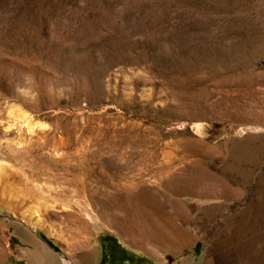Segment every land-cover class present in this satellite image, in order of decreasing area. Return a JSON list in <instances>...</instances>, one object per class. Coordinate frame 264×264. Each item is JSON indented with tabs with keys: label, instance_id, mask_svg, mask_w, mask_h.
<instances>
[{
	"label": "rangeland",
	"instance_id": "rangeland-1",
	"mask_svg": "<svg viewBox=\"0 0 264 264\" xmlns=\"http://www.w3.org/2000/svg\"><path fill=\"white\" fill-rule=\"evenodd\" d=\"M256 200L264 0H0V264H264Z\"/></svg>",
	"mask_w": 264,
	"mask_h": 264
},
{
	"label": "bare ground",
	"instance_id": "bare-ground-1",
	"mask_svg": "<svg viewBox=\"0 0 264 264\" xmlns=\"http://www.w3.org/2000/svg\"><path fill=\"white\" fill-rule=\"evenodd\" d=\"M256 201L247 206L236 218V226L238 227H236L235 238L238 242H241L242 237H244L242 243H244L245 249L247 251L249 249H254L258 253L257 255L264 257V200ZM257 245L259 248L256 247Z\"/></svg>",
	"mask_w": 264,
	"mask_h": 264
}]
</instances>
